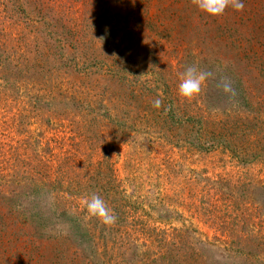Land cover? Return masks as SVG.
Returning <instances> with one entry per match:
<instances>
[{
  "label": "rangeland",
  "instance_id": "obj_1",
  "mask_svg": "<svg viewBox=\"0 0 264 264\" xmlns=\"http://www.w3.org/2000/svg\"><path fill=\"white\" fill-rule=\"evenodd\" d=\"M243 3L0 0V264H264V0ZM189 65L212 77L185 99Z\"/></svg>",
  "mask_w": 264,
  "mask_h": 264
},
{
  "label": "clouds",
  "instance_id": "obj_2",
  "mask_svg": "<svg viewBox=\"0 0 264 264\" xmlns=\"http://www.w3.org/2000/svg\"><path fill=\"white\" fill-rule=\"evenodd\" d=\"M191 2L200 11L213 17L222 15L228 7H231L235 11H243L244 9L243 0H191ZM211 77V72L202 70L196 65L187 66L180 76L178 95L185 99L193 98L201 92L202 86ZM217 87L224 93H231L234 91L228 77H221L217 82ZM160 106L161 100L156 99L153 102V107L159 108ZM82 203L86 207L89 216L97 217L106 225L115 223V215L100 196L93 194L90 198H84Z\"/></svg>",
  "mask_w": 264,
  "mask_h": 264
},
{
  "label": "trees",
  "instance_id": "obj_3",
  "mask_svg": "<svg viewBox=\"0 0 264 264\" xmlns=\"http://www.w3.org/2000/svg\"><path fill=\"white\" fill-rule=\"evenodd\" d=\"M0 57H1V58H0V61H1V60H2L4 57H6V56H4L3 54H1ZM6 58H7V57H6ZM40 58H41V57H40ZM41 59H42V58H41ZM4 64H5V61H4ZM168 248L171 249L170 247H168ZM168 248H167V249H168ZM169 249H168V250H169ZM174 249H175V248H174ZM167 253H168L169 255H168ZM167 253H166L167 255L165 256V259H166V260H164V256H162L161 254H160V257H161V258L158 257V260H159L160 264H169V262H172V261L175 262V261H176L175 251H174L173 249L169 250V252H167ZM170 254H171L172 256H171ZM160 259H161V261H160Z\"/></svg>",
  "mask_w": 264,
  "mask_h": 264
}]
</instances>
